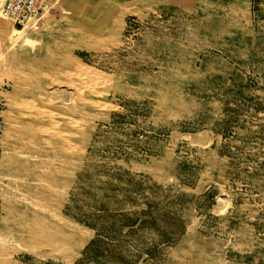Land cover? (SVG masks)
<instances>
[{"label": "rangeland", "instance_id": "374dc122", "mask_svg": "<svg viewBox=\"0 0 264 264\" xmlns=\"http://www.w3.org/2000/svg\"><path fill=\"white\" fill-rule=\"evenodd\" d=\"M93 20L54 3L19 31L0 13V264H264V0L155 10L118 34ZM39 83L88 134L79 156L49 150L37 186L11 179L5 134ZM21 220L52 234L22 240Z\"/></svg>", "mask_w": 264, "mask_h": 264}, {"label": "bare ground", "instance_id": "6f19581e", "mask_svg": "<svg viewBox=\"0 0 264 264\" xmlns=\"http://www.w3.org/2000/svg\"><path fill=\"white\" fill-rule=\"evenodd\" d=\"M83 46L84 41L82 39H77L71 44L63 45L66 50L76 48L81 49ZM61 62L69 63L71 66L74 64L73 61L65 55L61 57ZM32 74L36 77L39 76L47 79L49 78V76L46 73L41 72L40 69H34ZM19 93L20 94H18V97L20 104L15 109L16 126L12 129H9L5 134L6 139H12L13 146L11 150L14 155L18 157V159L13 160V167L11 170L12 176H10L14 181L23 180L28 183H35L38 186L44 177V174L40 169H47L50 165L51 156L49 150L56 149L63 156H79L82 149V141L88 134V127L80 126L77 117L68 118L63 112V102L60 101L59 98L52 92H48V90L46 91L41 83L31 86L29 92L23 93L20 91ZM68 136H74L72 139L75 140L73 141L74 144L69 143L70 141ZM43 157L46 159L43 160ZM50 168H52V166ZM46 174L49 175L48 172ZM48 175L46 178H48ZM48 194V202L50 205H55L57 201L56 197L53 196V193V195L50 193ZM48 230L49 228H46V226L36 223L35 221L26 222L21 220L16 223V229H13L12 234L22 240L25 239L27 242L37 243L42 240L44 236L51 233V231ZM60 231L58 230V232ZM78 242L81 243L82 241L74 240L71 244V249H75L80 244H78ZM3 244L4 243L0 242V250H2Z\"/></svg>", "mask_w": 264, "mask_h": 264}, {"label": "crops", "instance_id": "0c3cea01", "mask_svg": "<svg viewBox=\"0 0 264 264\" xmlns=\"http://www.w3.org/2000/svg\"><path fill=\"white\" fill-rule=\"evenodd\" d=\"M50 4L59 3L69 12H74L81 17L99 22L100 24L113 25L116 34L122 32L127 18L136 17L152 11L166 9H191L192 5L206 6L215 0H49ZM222 1V0H219ZM116 23V24H115Z\"/></svg>", "mask_w": 264, "mask_h": 264}, {"label": "built area", "instance_id": "2783aa9c", "mask_svg": "<svg viewBox=\"0 0 264 264\" xmlns=\"http://www.w3.org/2000/svg\"><path fill=\"white\" fill-rule=\"evenodd\" d=\"M50 5L49 0H2L0 13L21 31L47 14Z\"/></svg>", "mask_w": 264, "mask_h": 264}]
</instances>
